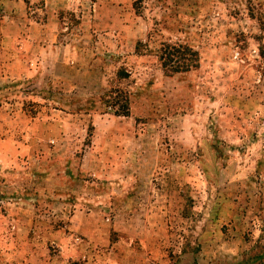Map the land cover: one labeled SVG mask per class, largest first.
Here are the masks:
<instances>
[{"label": "rangeland", "instance_id": "obj_1", "mask_svg": "<svg viewBox=\"0 0 264 264\" xmlns=\"http://www.w3.org/2000/svg\"><path fill=\"white\" fill-rule=\"evenodd\" d=\"M263 44L264 0H0V264H264Z\"/></svg>", "mask_w": 264, "mask_h": 264}, {"label": "trees", "instance_id": "obj_2", "mask_svg": "<svg viewBox=\"0 0 264 264\" xmlns=\"http://www.w3.org/2000/svg\"><path fill=\"white\" fill-rule=\"evenodd\" d=\"M148 44L140 42L138 48L147 52L154 51L159 58L161 66L166 74L173 76L176 74L187 73L197 69L200 65L199 54L192 48L184 45L162 41ZM260 57L264 61V44L260 46ZM128 75L119 73L118 78H126ZM102 100L107 109L112 110L117 116H127L130 110V97L128 92L123 90H112L107 93Z\"/></svg>", "mask_w": 264, "mask_h": 264}]
</instances>
